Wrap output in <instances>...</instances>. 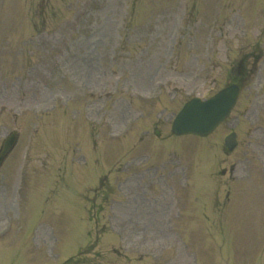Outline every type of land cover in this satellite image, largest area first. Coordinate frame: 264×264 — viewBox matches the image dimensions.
<instances>
[{
    "label": "rangeland",
    "instance_id": "374dc122",
    "mask_svg": "<svg viewBox=\"0 0 264 264\" xmlns=\"http://www.w3.org/2000/svg\"><path fill=\"white\" fill-rule=\"evenodd\" d=\"M263 7L264 0H0V144L18 131L0 169V230L7 215L12 220L0 236V264H61L82 245L70 264H264V129L248 152L228 153L223 144L232 128L242 140L243 106L262 110L264 92L255 89L264 86ZM254 59L255 86L199 151L193 136L168 137L187 96H208L240 60L249 68ZM129 158L139 161L123 169ZM176 160L207 174L187 177ZM235 163L234 186L227 181ZM147 167L157 176L149 192L164 194L155 213L176 215L175 201L184 213L167 226L178 233L161 232L157 243L141 231L142 203L123 204L139 196L136 181L120 183L132 172L147 176Z\"/></svg>",
    "mask_w": 264,
    "mask_h": 264
},
{
    "label": "water",
    "instance_id": "95a60500",
    "mask_svg": "<svg viewBox=\"0 0 264 264\" xmlns=\"http://www.w3.org/2000/svg\"><path fill=\"white\" fill-rule=\"evenodd\" d=\"M223 101H225V98H224L223 94L219 95V96H216L215 98H212V99L208 100L207 102H199L198 100H194L193 104L195 106H190L187 110L185 109L181 113L179 119L177 120L179 127L182 128L186 124L189 125L190 127H192V125H194L193 127H195V128L193 130L196 131V132L200 131V130H198L199 129L198 127H201L202 123H201V121L199 119V112L206 111L204 108H202L200 106H207L210 109L211 108L214 109V108H216V106H219L221 104V102H223ZM196 111H199V112H196ZM220 118H221V116L216 115L214 121H212L211 119H208L204 123L205 124L208 123V125L213 126L215 121L220 120ZM183 132H185V131H182V132H179V133H183ZM200 132H202V131H200ZM8 146H9V143H7L4 146L2 152H0V162H1L2 158H3L4 153L8 149Z\"/></svg>",
    "mask_w": 264,
    "mask_h": 264
}]
</instances>
